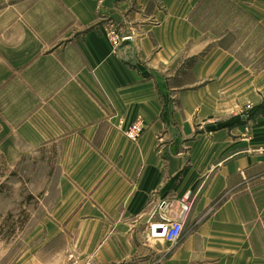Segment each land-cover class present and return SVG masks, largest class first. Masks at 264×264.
Instances as JSON below:
<instances>
[{"label": "crops", "instance_id": "crops-1", "mask_svg": "<svg viewBox=\"0 0 264 264\" xmlns=\"http://www.w3.org/2000/svg\"><path fill=\"white\" fill-rule=\"evenodd\" d=\"M232 1L264 24V0ZM203 2L0 0V52L29 39L32 81H55L35 104L68 124L12 264H256L240 197L264 190V45L247 63L200 26ZM161 216L182 219L175 242L151 236Z\"/></svg>", "mask_w": 264, "mask_h": 264}, {"label": "rangeland", "instance_id": "rangeland-1", "mask_svg": "<svg viewBox=\"0 0 264 264\" xmlns=\"http://www.w3.org/2000/svg\"><path fill=\"white\" fill-rule=\"evenodd\" d=\"M195 19L208 34L227 33L226 43L247 63L264 45V24L254 23L232 0H204L195 11ZM4 38L7 44L13 43L11 29ZM21 38L22 49L14 51L11 44L6 52H0V264H12L14 252L26 244L24 237L32 218L42 213L44 191L54 187L65 167L62 145L57 139L64 126L67 134V120L58 119L57 110L48 103L53 97L44 98L45 106L41 108L42 104H35L38 99L32 96L34 86L48 88L55 81H32V68L25 63L33 51L29 49V39L23 34ZM263 67L264 50L252 68ZM259 188L255 183L252 195L240 198L256 264H264V190Z\"/></svg>", "mask_w": 264, "mask_h": 264}, {"label": "built area", "instance_id": "built-area-1", "mask_svg": "<svg viewBox=\"0 0 264 264\" xmlns=\"http://www.w3.org/2000/svg\"><path fill=\"white\" fill-rule=\"evenodd\" d=\"M108 36H110L111 42L113 46L118 45L121 40L125 39L126 37L120 36L117 31L109 30ZM249 109L250 106H247ZM142 131L141 125L138 123L132 124L128 127L124 134L132 139L135 140L140 135ZM161 221L157 222L150 226V234L152 237H159L162 238L164 241L170 243L175 242L182 236L183 230V222L182 219H168L164 216H161ZM64 264H76L75 262H66Z\"/></svg>", "mask_w": 264, "mask_h": 264}]
</instances>
